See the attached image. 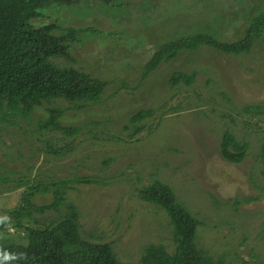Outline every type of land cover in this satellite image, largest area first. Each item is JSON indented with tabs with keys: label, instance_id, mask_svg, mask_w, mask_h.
Here are the masks:
<instances>
[{
	"label": "rangeland",
	"instance_id": "obj_1",
	"mask_svg": "<svg viewBox=\"0 0 264 264\" xmlns=\"http://www.w3.org/2000/svg\"><path fill=\"white\" fill-rule=\"evenodd\" d=\"M51 9L41 10L38 22H56L57 34L66 26L97 30L73 47L71 61L103 80L105 89L98 102L55 99L28 119L0 122V220L17 207L23 180L92 178L67 192L81 213L83 235L112 242L123 260L138 261L150 243L174 249L168 213L137 196L138 188L160 179L197 217L201 249L225 264H264V109L245 111L264 106V36L248 53L201 47L145 71L165 40L188 30L218 28L228 40L240 39L264 11V0H116L104 8ZM178 71L196 72L195 82L170 85ZM49 107L63 109L62 124L77 132L41 130ZM141 109L154 116L132 136L130 118ZM227 130L249 143L242 163L221 155ZM34 201L46 204L51 196ZM58 216L53 210L36 215ZM24 235L12 228L5 236Z\"/></svg>",
	"mask_w": 264,
	"mask_h": 264
},
{
	"label": "trees",
	"instance_id": "obj_2",
	"mask_svg": "<svg viewBox=\"0 0 264 264\" xmlns=\"http://www.w3.org/2000/svg\"><path fill=\"white\" fill-rule=\"evenodd\" d=\"M116 0H0V122L14 124L17 119H28L44 102L65 99L79 104L98 102L105 89V82L91 73L72 64L73 47L83 43L82 37H89L87 31L96 32L93 27L66 26L57 34L56 22H38L45 13L41 10L61 11L63 8L88 9L111 5ZM166 1V0H164ZM218 28H203L187 31V34L165 40L145 65L151 73L165 60L176 58L183 51H195L210 47L225 54L251 52L255 43L264 36V11L249 20L243 36L230 41ZM186 32V31H185ZM224 37V38H223ZM60 60L71 61L64 65ZM197 73L175 72L170 85L184 82L191 85ZM81 104V105H80ZM262 105H249L245 111L263 112ZM65 111L49 107L47 117L40 121L41 130H59L71 135L72 130L62 124ZM154 116L152 109H141L130 118L135 126L132 136L142 132L138 123ZM249 143L239 140L227 130L220 145L223 158L231 163H242L248 154ZM264 157V144L262 149ZM0 178L2 172L0 171ZM92 178H63L51 181H36L25 185L17 207L7 218L0 220V252L25 253L26 259L6 260L3 264H225L216 259L197 243V217L182 203L174 188L155 179L140 187V200L163 208L172 226L174 249L171 251L162 243H150L138 261L123 260L112 242L93 241L82 232L78 206L67 199V192L75 184L92 183ZM38 194L50 195L51 201L39 205L34 199ZM65 206L63 212L62 207ZM59 213L58 218L47 221L36 215L50 211ZM12 228L22 229L24 236L6 238Z\"/></svg>",
	"mask_w": 264,
	"mask_h": 264
},
{
	"label": "clouds",
	"instance_id": "obj_3",
	"mask_svg": "<svg viewBox=\"0 0 264 264\" xmlns=\"http://www.w3.org/2000/svg\"><path fill=\"white\" fill-rule=\"evenodd\" d=\"M16 259H26V254L25 253L14 254L6 250H3L2 252H0V264H3V261H6V260H16Z\"/></svg>",
	"mask_w": 264,
	"mask_h": 264
}]
</instances>
